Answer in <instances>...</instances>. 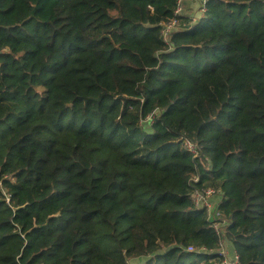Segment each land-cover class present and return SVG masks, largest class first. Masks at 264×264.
Segmentation results:
<instances>
[{
  "label": "trees",
  "instance_id": "16d2710c",
  "mask_svg": "<svg viewBox=\"0 0 264 264\" xmlns=\"http://www.w3.org/2000/svg\"><path fill=\"white\" fill-rule=\"evenodd\" d=\"M179 1L0 0V264H264V0Z\"/></svg>",
  "mask_w": 264,
  "mask_h": 264
},
{
  "label": "built area",
  "instance_id": "2783aa9c",
  "mask_svg": "<svg viewBox=\"0 0 264 264\" xmlns=\"http://www.w3.org/2000/svg\"><path fill=\"white\" fill-rule=\"evenodd\" d=\"M200 3V12L206 10V5L209 0H198ZM175 14H183L184 13V6L183 0L178 2L177 8L175 10ZM178 20L172 19L171 21L164 23L162 25V33L166 40H168L170 33L178 26ZM183 146L189 150L193 155H199L200 149L196 142L190 140L189 138H184ZM194 182L198 181V177H194ZM217 193L216 189L211 187L206 188H194L192 191L191 199L192 202L195 204L196 207L206 209L208 220L211 222L212 228L215 231L223 235L224 234V225L226 221L222 219L221 212L217 208V204L213 203V196ZM224 239L220 241L218 251L223 256L222 259L217 262L216 264H239L240 255L239 253L233 248H224ZM188 250L193 251L194 248L189 247Z\"/></svg>",
  "mask_w": 264,
  "mask_h": 264
},
{
  "label": "crops",
  "instance_id": "0c3cea01",
  "mask_svg": "<svg viewBox=\"0 0 264 264\" xmlns=\"http://www.w3.org/2000/svg\"><path fill=\"white\" fill-rule=\"evenodd\" d=\"M199 5L200 3L198 0H183L185 14L195 16L196 18L201 15V12L198 11ZM220 200L221 198H219L217 203H219Z\"/></svg>",
  "mask_w": 264,
  "mask_h": 264
},
{
  "label": "rangeland",
  "instance_id": "374dc122",
  "mask_svg": "<svg viewBox=\"0 0 264 264\" xmlns=\"http://www.w3.org/2000/svg\"><path fill=\"white\" fill-rule=\"evenodd\" d=\"M199 15V14H198ZM197 18H199V17H197ZM197 20V19H196ZM195 20V21H196ZM223 195H222V193L221 192H219V191H217V193L215 194V196H213V203L214 204H217V202H218V200H219V198H221ZM224 248H231L232 246H231V244L229 243V242H227V240H225L224 241Z\"/></svg>",
  "mask_w": 264,
  "mask_h": 264
}]
</instances>
